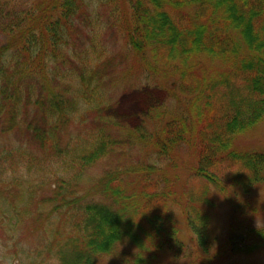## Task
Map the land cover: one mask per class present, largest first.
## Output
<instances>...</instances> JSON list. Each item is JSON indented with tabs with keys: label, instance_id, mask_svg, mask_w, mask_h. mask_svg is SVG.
<instances>
[{
	"label": "trees",
	"instance_id": "1",
	"mask_svg": "<svg viewBox=\"0 0 264 264\" xmlns=\"http://www.w3.org/2000/svg\"><path fill=\"white\" fill-rule=\"evenodd\" d=\"M112 1L0 0V264H160L162 255H185L189 236L199 264H210L209 215L197 205L204 191L178 196L182 144L196 160L187 169L208 183L223 184L213 172L219 162L236 167L247 197L235 240L264 249L249 198L264 183V149L236 142L264 114V0H127L112 32L132 51L129 71L138 68L126 89L150 86L166 97L140 124L118 126L122 135L108 130L110 114L99 116L82 145L79 132L62 135L104 110L92 8ZM138 147L147 151L126 152ZM102 157L108 163L87 193L85 173Z\"/></svg>",
	"mask_w": 264,
	"mask_h": 264
},
{
	"label": "rangeland",
	"instance_id": "2",
	"mask_svg": "<svg viewBox=\"0 0 264 264\" xmlns=\"http://www.w3.org/2000/svg\"><path fill=\"white\" fill-rule=\"evenodd\" d=\"M11 4V3H8ZM7 4V5H8ZM6 5V4H3ZM6 5V6H7ZM9 6V5H8ZM113 7L112 10L110 7ZM107 5L102 2L95 3L92 12L94 17L97 20L96 32L94 33L95 40L103 46L104 54L101 58L96 59L95 61L99 64L101 73L98 81L100 90H103L104 102L100 104V108L104 107V110L101 113L94 111L93 104L90 107L93 112L87 114V118L82 121V123H76L77 130L70 128L66 130L69 134L62 135L64 138L67 137L68 141L70 138H73L79 132L80 142L84 145V140L82 135L89 133L93 124L96 121L99 122V116L106 117L107 114L111 115V118L104 120L108 130L114 129L117 135L124 134L128 128L134 127L137 124H140L141 114L145 112L149 107L162 104L165 100L166 94L158 88L155 87H143L139 89L138 87H133L130 90H127L125 86L131 79H133L132 72H138V68L130 70V57L131 50L129 49L125 37H118L112 34L114 32L113 24L117 22L118 18L123 17L128 12V1L127 0H117L108 3ZM8 7H2L1 12L4 14L7 11ZM111 9V11H110ZM109 15L108 19L107 16ZM1 16V14H0ZM7 21L0 17V38L2 37L1 28L5 25ZM113 30V31H112ZM86 32H81L79 34L85 35ZM112 59L116 64L114 67L109 65L104 68L102 65L106 60ZM47 66H49V59L46 60ZM97 80L93 78V81ZM177 94L181 97L183 101L184 95L177 91ZM102 102V101H101ZM183 104V103H182ZM103 112V113H102ZM113 116V117H112ZM84 119V118H83ZM120 122V124H119ZM124 130L125 132L121 131ZM81 130V131H80ZM73 132V133H72ZM6 140L5 136L0 138V141L3 142ZM236 142L238 145L243 148L250 150L264 149V114L257 125L250 129L247 132L239 134L236 136ZM128 150V147L126 148ZM177 153L179 154L180 160H178V165L176 171L180 178L178 196L181 199L187 188L193 189L195 192L204 191V202L202 201L200 205L201 209L208 213V235L209 238L212 237L211 243L208 242L211 252H216L217 255L213 258V262L208 258L210 264H225L227 261L237 262L239 264H264V249H252L248 250L243 243L246 242L243 239L237 238L235 240L236 227L239 225L241 216L244 214L240 210V205L245 201V197L240 196L238 191V186L236 185V179L231 174L236 171V167H228L225 162H219L217 164V169L214 172L218 182L220 183H208L202 177L194 175L192 172H189L188 166L191 162H196L193 157H190V153L186 146L182 144L177 148ZM144 151H147L146 148L138 147L135 151H126L131 153L133 156L137 154L142 155ZM128 156V155H126ZM125 159L120 157L117 162ZM105 158H101L96 163L91 165L84 176V191L90 192L93 184L99 179L103 172L104 165H106ZM108 167V166H107ZM223 187L222 189H220ZM200 194H198V197ZM252 200L251 204L254 208H258V224L264 223V211L261 209L264 208V183L254 190L253 194L250 195ZM176 202V201H175ZM171 210L175 213H179V206L176 203H170ZM249 214V210L245 211ZM251 213V212H250ZM192 215V212H191ZM250 216V215H247ZM196 217V214H193V218ZM249 221V220H248ZM195 237L189 236L188 241H185L184 249L185 255L179 254L177 258H174L170 255H162L159 260L160 264H199V257L202 252L196 246L197 241ZM243 241V243H242ZM243 247L239 249L237 247ZM232 247V248H231ZM237 249V252L230 254L227 252V249ZM128 249V248H127ZM129 250V249H128Z\"/></svg>",
	"mask_w": 264,
	"mask_h": 264
},
{
	"label": "clouds",
	"instance_id": "3",
	"mask_svg": "<svg viewBox=\"0 0 264 264\" xmlns=\"http://www.w3.org/2000/svg\"><path fill=\"white\" fill-rule=\"evenodd\" d=\"M51 264H59L58 258L53 257L51 260Z\"/></svg>",
	"mask_w": 264,
	"mask_h": 264
}]
</instances>
